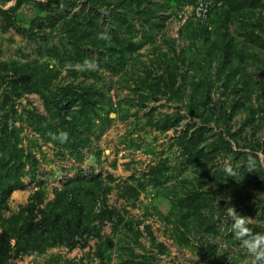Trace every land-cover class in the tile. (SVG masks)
Returning <instances> with one entry per match:
<instances>
[{
  "label": "rangeland",
  "instance_id": "obj_1",
  "mask_svg": "<svg viewBox=\"0 0 264 264\" xmlns=\"http://www.w3.org/2000/svg\"><path fill=\"white\" fill-rule=\"evenodd\" d=\"M121 1L0 0V151L6 129L26 164L4 214L77 178L112 188L105 213L92 202L100 234L85 248L13 264H251L226 209L264 232V6L224 17L218 4L201 23L192 0ZM166 70L183 93L157 91ZM67 91L89 102L61 126Z\"/></svg>",
  "mask_w": 264,
  "mask_h": 264
},
{
  "label": "trees",
  "instance_id": "obj_2",
  "mask_svg": "<svg viewBox=\"0 0 264 264\" xmlns=\"http://www.w3.org/2000/svg\"><path fill=\"white\" fill-rule=\"evenodd\" d=\"M22 1L18 0L17 7L21 6ZM82 1L99 8L109 4V0ZM127 1L122 0L121 2L123 4ZM192 1L195 2V0ZM210 1L213 4V9L218 4L222 5V9H227L222 12L224 17H230L233 13L238 14L247 9H259L264 6L262 3L264 0ZM153 15L151 14L147 22ZM23 68L19 70L26 71L30 69L29 66L25 69ZM178 77L179 73L177 70L164 71L160 78L164 86L157 88V91L163 96H168L170 93H183L184 86L177 87ZM36 86L38 87V84H34L32 89ZM16 93L20 97L21 93L18 92V88ZM58 101L59 112L61 113L63 109L67 110L64 116L61 117L63 124L60 125L63 126L67 122L65 118L71 112L70 107H75L77 104L84 107L89 102V98L87 94L80 95L75 91H67V94L59 97ZM40 126L44 127L41 122ZM48 129L52 130L49 140L59 143V140L52 139V134L58 135L60 133L59 130L51 125H49ZM3 134L5 149L0 151V264H13L16 258L23 256H41L55 247H66L69 250L85 248L91 236H99L100 234V230L97 227L91 226L92 202L95 204L96 200L102 199L104 207L102 211L104 212L105 209H108L106 206L107 195L112 188L104 184L101 176L77 178L69 185L57 190L54 200L50 202L46 201L44 191L39 189L30 198L28 204L20 208L18 213L7 217L3 211L8 207V200L11 194L22 185L26 164L22 160L24 150L18 149L17 144L12 143L11 136L14 134L8 135L6 129ZM70 137L72 135L69 136L65 145L72 143ZM261 149H264V144ZM128 189L133 192L131 197L137 199L139 192L135 188ZM194 199L193 195L191 202H194ZM85 203L90 204V211L89 209L87 211ZM248 227L254 233L263 232L259 227ZM149 236L152 245L158 247L156 239L150 230Z\"/></svg>",
  "mask_w": 264,
  "mask_h": 264
},
{
  "label": "clouds",
  "instance_id": "obj_3",
  "mask_svg": "<svg viewBox=\"0 0 264 264\" xmlns=\"http://www.w3.org/2000/svg\"><path fill=\"white\" fill-rule=\"evenodd\" d=\"M99 38L103 40L110 39L107 33H100ZM84 64L89 68L91 67V62L87 60ZM68 138L69 134L67 132H60L58 135L52 134V139L59 140L61 144L66 143ZM248 167L249 169L254 167L251 158H249ZM223 171L228 176L234 175L233 168L228 163L224 164ZM226 214L232 220V234L239 241L240 247L246 249L247 253L250 254L251 264H264V232H252L247 226L246 219L239 215L234 207H228Z\"/></svg>",
  "mask_w": 264,
  "mask_h": 264
},
{
  "label": "built area",
  "instance_id": "obj_4",
  "mask_svg": "<svg viewBox=\"0 0 264 264\" xmlns=\"http://www.w3.org/2000/svg\"><path fill=\"white\" fill-rule=\"evenodd\" d=\"M212 9L213 4L210 0H195L193 8L194 17L201 23H204L209 19Z\"/></svg>",
  "mask_w": 264,
  "mask_h": 264
}]
</instances>
